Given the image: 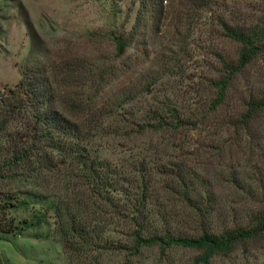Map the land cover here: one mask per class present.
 I'll return each mask as SVG.
<instances>
[{
	"label": "rangeland",
	"instance_id": "1",
	"mask_svg": "<svg viewBox=\"0 0 264 264\" xmlns=\"http://www.w3.org/2000/svg\"><path fill=\"white\" fill-rule=\"evenodd\" d=\"M261 17L264 0H0V222L23 229L0 235V264H264L263 240L207 263L200 260L201 251L181 247L164 254L143 248L132 255L118 248L127 238L115 226L105 234L110 246L117 245L113 250L66 251L55 234L57 196L42 191L48 187L61 194L59 184L37 176L41 163L56 158L53 146L75 140L44 134L33 117L34 106L63 109L81 128L86 153L117 169L140 159L149 142L184 147L164 153L161 160L167 163L185 161L199 143L205 146L206 171L235 172L247 186L246 172L263 167L256 161L264 150V117L243 128L232 122L235 112H243L242 92L247 98L264 92L261 59L236 76L224 105L188 136L152 129L141 134L135 124L149 120L148 110L159 104L200 111L212 99L211 75L238 56V44L225 37L222 22L254 25ZM115 37L128 42L122 54ZM21 82L32 100L21 98ZM132 91L133 99L124 97ZM23 151L26 157L14 160ZM217 188L220 205L253 206L245 192L230 190L220 179ZM166 216L173 233L197 235L198 228L182 214L177 222ZM220 226L223 219L215 213L211 227Z\"/></svg>",
	"mask_w": 264,
	"mask_h": 264
},
{
	"label": "trees",
	"instance_id": "2",
	"mask_svg": "<svg viewBox=\"0 0 264 264\" xmlns=\"http://www.w3.org/2000/svg\"><path fill=\"white\" fill-rule=\"evenodd\" d=\"M221 27L225 37L238 44L239 51L236 60L223 61L222 69L215 70L208 80L212 99L200 111L197 108L195 113L181 112L175 104L158 103L157 108L148 110L149 120L135 124L141 134L146 129H152L154 132L162 131V134L170 131L188 136L205 124L212 112L224 105L227 91L236 76L257 58L264 65L263 17L258 18L254 25L235 26L223 21ZM114 39L118 52L122 54L128 42L122 37ZM164 77L155 79L159 82ZM18 88L21 90V98L32 100L31 94L23 91V82ZM132 92L125 93L124 97L133 99L135 96ZM243 95L246 93L242 92L239 97V110L243 109V112L237 111L233 117L235 128L246 127L253 119L264 117V92H260L257 98ZM6 103L9 105V102ZM64 105L71 106L67 101ZM34 108L33 117L41 126L38 130L49 135L55 132L63 138L75 140V143L71 141L63 146H53L56 158L41 163L37 176H42L49 185L52 180L59 184L57 187L61 194L56 192L54 195V192L48 191V187L42 191L57 196L59 205L55 234L66 251L75 250L78 246V252L88 249L86 247L113 250L117 245L110 246L105 237L113 226L124 229L127 238L118 248L132 255L139 254L143 248H156L164 254L171 248L181 247L201 251L200 260L204 263L215 256L230 254L239 245L264 241V150L256 161L261 162L263 167L254 164L246 172L247 186H241L235 172L225 175L206 171L205 146L199 143L188 152L189 157L186 156L185 161L167 163L161 160L164 153L177 149L181 152L184 147L173 144L172 147L162 148V144L149 142L147 147L141 149L140 159L128 168L117 169L86 153V149L81 147L84 142L79 134L81 128L71 122L72 118L63 109L51 112L44 108ZM27 154L28 151H23L14 160H23ZM218 179L223 185L227 184L230 190L245 192L253 206L246 205L240 211L233 205V201L220 205L215 197ZM118 193L125 201L115 196ZM215 213L223 219V227H211V217ZM181 214L188 222L195 224L197 235L175 234L169 228L170 219L166 215L172 216V222H177L176 217ZM230 223L233 225L229 226ZM21 231L23 229L14 224L0 222V235Z\"/></svg>",
	"mask_w": 264,
	"mask_h": 264
}]
</instances>
